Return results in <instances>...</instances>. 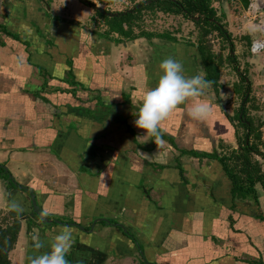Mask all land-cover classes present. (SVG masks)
I'll list each match as a JSON object with an SVG mask.
<instances>
[{
  "label": "crops",
  "instance_id": "1",
  "mask_svg": "<svg viewBox=\"0 0 264 264\" xmlns=\"http://www.w3.org/2000/svg\"><path fill=\"white\" fill-rule=\"evenodd\" d=\"M90 11L86 18L93 19ZM82 24L43 11L36 0H0V27L20 39L0 32V166L31 190L48 221L33 213L29 193L0 181V207L23 209L13 211L21 230L11 264H30L49 252L64 226L73 232L68 264L264 262V222L256 219L258 212L264 216L263 191L256 188L259 207L242 203L231 211L230 184L219 164L189 155L212 154L219 145L236 149L228 120H215L221 125L215 131L195 120L201 127L193 129L177 116H188L200 101L189 99L160 125L172 163L160 160L155 139L152 147L138 141L144 130L134 121L161 75L160 63L173 57L186 76H202L195 49L137 39L131 64L122 65L119 49L128 45L98 39ZM69 71L82 89L70 87ZM73 89L75 98L67 93ZM215 112L213 106L212 123Z\"/></svg>",
  "mask_w": 264,
  "mask_h": 264
},
{
  "label": "rangeland",
  "instance_id": "2",
  "mask_svg": "<svg viewBox=\"0 0 264 264\" xmlns=\"http://www.w3.org/2000/svg\"><path fill=\"white\" fill-rule=\"evenodd\" d=\"M78 1L79 0H43V3L49 4V6L50 3H55L57 9L52 13L48 6V12L61 19L84 23L82 24V28L85 29L86 33H89L94 37L98 38L100 35L107 32L105 22L98 18L96 14L93 15V19H89L90 17L86 18L90 14L91 8ZM84 1L93 4L101 11L108 14L125 13L131 11L135 7L139 8L140 4L146 5L149 3L148 0ZM37 3L41 6V9L45 11L46 6L39 0H36V4ZM213 8L217 13V18L220 21L223 31L229 36L228 41L221 38L217 32L208 36L214 55L217 57L220 56L224 60L219 88L217 89L219 97L215 94V91H213L212 88H208L205 90L204 96L193 100H203L208 102L211 107H215L217 118L213 119V123L212 115L206 120L207 127L211 128V131H215L221 126L217 125L216 127L215 120L224 121L227 120V117L234 119L242 105V96L247 91L250 103L244 106V108L247 111V117L252 119L254 125H257L259 121H262L264 118V49L261 53L253 55L251 53V44L255 41H264V4L257 3L256 9H247L238 0H213ZM137 25L138 27L134 28V34H138L141 31L152 35L168 33L177 38L179 44H196L199 35L197 26L194 25L191 20H186L182 16L151 14L150 12H146L142 15V20L137 22ZM110 40H119L121 42L119 44L110 41L119 46L123 44L128 45L126 52L121 51L122 47L119 49L121 52V64H131L133 58L128 57V54H133L131 41L121 39L116 35H111ZM153 40L155 41V44L159 45L167 43L157 39H152L150 41L152 42ZM133 50L139 53V45ZM180 106L184 107L183 105ZM177 116H183V118L187 117V119L191 121L193 129L200 130L201 124L190 118L189 114L187 116L186 113L180 115L177 113ZM179 119L180 117H176V120ZM202 125H204L203 121ZM233 128V131L237 130L239 136L242 137L244 130L240 128L237 123L233 125ZM135 129L139 130V128ZM163 132L164 131L161 130L162 135ZM260 132L264 135V131ZM137 136L138 141L144 146H153L154 138L145 135L144 131L141 134L138 133ZM177 136L180 138L182 132ZM155 143L157 144L155 145L156 148H158L160 152V160L165 156L166 162L172 163L174 155L173 152L169 150V144L166 143V141L163 143ZM180 144L183 146L181 142ZM224 146L231 148L229 145ZM169 151L171 154H169ZM174 154L177 155V152ZM5 185L9 187L8 183H5ZM0 208V212H7L5 211L3 204ZM17 260L18 256L16 253V256L13 257V261L17 263ZM27 264H29V262H27Z\"/></svg>",
  "mask_w": 264,
  "mask_h": 264
},
{
  "label": "trees",
  "instance_id": "3",
  "mask_svg": "<svg viewBox=\"0 0 264 264\" xmlns=\"http://www.w3.org/2000/svg\"><path fill=\"white\" fill-rule=\"evenodd\" d=\"M39 1L43 3V0ZM148 1L151 3L146 5L140 4L139 8L136 9L135 7L130 13H120L116 18L103 16L101 13L94 10L96 16L105 22L107 28V32L100 35L98 38L108 42L113 41L116 44L121 42L119 40H110L111 35H116L121 39L130 41L137 39H147L149 41L157 39L167 43L179 44V40L171 34L163 33L152 35L144 31L134 34V28L138 27L137 22L142 20V15L146 12H150L151 14L182 16L186 20H191L194 25L197 26L199 35L196 44L187 43L184 45L195 49L200 67L204 73V78L211 82L210 88H212L218 96L219 92L217 89L219 88L224 60L222 57L214 55L208 36L217 32L225 41L229 40V36L226 35V32L223 31L220 25L217 13L213 8V0ZM80 2L93 10V4L84 0ZM44 5L46 7L49 6L48 4ZM0 32L14 41L20 42L19 37L9 33L5 27H0ZM41 73L43 72L41 71ZM67 81L70 87L81 88L79 84L75 83L74 76L70 71L67 73ZM67 93L71 94L73 98L76 97V91L74 89ZM246 95L247 91L242 96V105L234 119L227 117V120L232 126L237 123V125L244 130L242 137H240L237 130H235L236 149L219 145V151H214L212 154H198L195 152L189 154L192 158L206 159L207 161H215L219 164L223 175L230 184L231 211L236 208L237 204L242 203H251L253 206L259 207L256 188L259 187L264 193V143L262 142V135L260 132L261 128L264 126V122L259 121L257 125H254L252 119L247 117V111L244 106L250 103V98L247 97L246 102L243 104ZM126 101H128V99H126ZM172 144L175 148H178L174 142H172ZM182 154L184 153L182 152ZM8 176L9 173H5L3 169L0 168V181H5L10 188L14 189L15 187L8 179ZM258 213L256 219L264 222L263 214L261 212ZM20 219V216L16 212H0V264H11L10 254L17 245L21 230ZM53 225L56 226L55 224ZM242 262L244 264H264L261 259L247 258Z\"/></svg>",
  "mask_w": 264,
  "mask_h": 264
},
{
  "label": "clouds",
  "instance_id": "4",
  "mask_svg": "<svg viewBox=\"0 0 264 264\" xmlns=\"http://www.w3.org/2000/svg\"><path fill=\"white\" fill-rule=\"evenodd\" d=\"M159 68L161 75L156 86L144 93L134 123L137 128L144 130L145 135L153 137L155 142L163 143L161 123L189 99L204 96L211 82L199 74L186 76L183 63L173 57L164 59ZM188 114L193 120L205 121L212 115V107L201 100L192 105ZM11 210L23 211L17 204H12ZM72 243L73 232L70 227L64 226L54 237L51 250L31 258L30 264H68L66 257ZM36 247L39 248L40 244H36Z\"/></svg>",
  "mask_w": 264,
  "mask_h": 264
},
{
  "label": "water",
  "instance_id": "5",
  "mask_svg": "<svg viewBox=\"0 0 264 264\" xmlns=\"http://www.w3.org/2000/svg\"><path fill=\"white\" fill-rule=\"evenodd\" d=\"M79 1H82V0H79ZM238 1H239L244 7H246V8L249 6V0H238ZM149 3H151V2H149ZM149 3H148V4H149ZM137 8H138V7H137ZM137 8H136V9H137ZM93 10L98 11V12L101 13L103 16H106V17H109V18H116V17H118V14H108V13H106V12L101 11V10H100L99 8H97L96 6H93ZM127 13H130V11H128ZM125 14H126V13H125ZM196 20H197V19H196ZM247 97H248V95H246L245 99L243 100V104L246 102ZM0 168H2L3 171H4L5 173H8V172L6 171V169H5L3 166H0ZM8 179L12 182L13 186H14L15 188H17V190H21V191H24V192L30 194V200H31V205H32L33 213H34L37 217L40 218L41 222H43L44 224H46L48 221H47V220L42 216V214L38 211V208H37V206H36V202H35V197L33 196L31 190H29V189H27V188H24V187H20V186H18V185L16 184V182L13 180V178L11 177V175L8 176ZM56 223L59 224L58 222H56ZM70 225L73 226V227L80 228V227H78V226H76V225H74V224H70ZM115 227H116V228H121L120 225H116ZM80 229H81V228H80Z\"/></svg>",
  "mask_w": 264,
  "mask_h": 264
},
{
  "label": "built area",
  "instance_id": "6",
  "mask_svg": "<svg viewBox=\"0 0 264 264\" xmlns=\"http://www.w3.org/2000/svg\"><path fill=\"white\" fill-rule=\"evenodd\" d=\"M255 3V4H253ZM257 3L264 4V0H249V6L247 9H256ZM264 49V41H255L251 44V53L253 55L259 54Z\"/></svg>",
  "mask_w": 264,
  "mask_h": 264
}]
</instances>
